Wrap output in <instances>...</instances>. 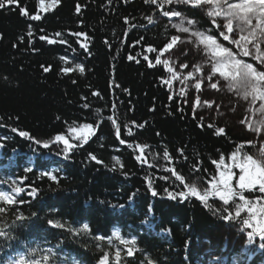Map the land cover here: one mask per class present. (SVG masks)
<instances>
[{"label":"trees","instance_id":"trees-1","mask_svg":"<svg viewBox=\"0 0 264 264\" xmlns=\"http://www.w3.org/2000/svg\"><path fill=\"white\" fill-rule=\"evenodd\" d=\"M38 4L39 0H13L0 10V181H4L0 191L11 194L10 186L21 187L17 200L25 201L0 218V227L12 224L17 211L28 218L14 228L19 240L8 242L11 247L0 251V259L31 246L52 248L57 264H72L73 260L97 264L104 252L117 249L122 251L124 264H147L148 259L153 264H200L194 252L200 240L214 242L220 229L228 225L243 229L242 225L214 216L195 198L183 203L179 198L168 199L163 189L174 188V177L166 169L187 176L190 168L198 167L208 186L224 168L217 169L213 160L218 163L223 155L225 164H231L229 157L238 146L243 144V150L254 155L256 144L249 143L243 131L207 123L164 83L171 74L163 64L167 52L161 54L160 50L176 32L172 27L175 19L164 17L163 11L173 5L160 8L145 0H60L55 9L42 12ZM21 7L27 16L21 14ZM173 7L186 19L198 21L197 29L213 27L206 15L209 10ZM32 15L40 19L31 20ZM149 16L154 21L151 24ZM215 35L219 37V32ZM50 39L54 43L49 44ZM82 43L88 45V52L80 47ZM149 47L156 51L148 52ZM130 55L134 59L129 60ZM157 56L160 64H156ZM77 64L84 68L83 74ZM44 67L49 68L47 73ZM63 68L73 71L63 73ZM85 123L93 125L94 135L81 146L70 129ZM218 128L224 132L217 135ZM20 131L32 139L21 137ZM80 131L87 132L78 130L76 135ZM56 135H65L77 145L68 159L61 151L63 144L50 143L44 148L35 142H48ZM89 154L102 163L97 164ZM42 172H51L57 181L46 176L40 179ZM162 176L170 180L160 179ZM237 179V175L233 177L234 188ZM148 180L155 182L157 197L148 191ZM32 187L38 189L35 196L28 195ZM244 195L257 209L264 206V194ZM212 202L221 203L218 199ZM49 220L73 228L87 223L90 234L73 236L65 229L50 227ZM117 228L125 239H136L139 251L134 257H126L118 242L107 243ZM97 236L104 240L94 239Z\"/></svg>","mask_w":264,"mask_h":264},{"label":"snow or ice","instance_id":"snow-or-ice-1","mask_svg":"<svg viewBox=\"0 0 264 264\" xmlns=\"http://www.w3.org/2000/svg\"><path fill=\"white\" fill-rule=\"evenodd\" d=\"M145 2L157 5L160 8H163L165 4L190 5L194 8H203L204 5H211V10H209L206 15L212 19L213 27L206 31L197 29L195 26L198 21L186 19L181 11L175 10L174 8L172 10H164L163 16L179 18L180 23L173 24L172 27L179 33H191V36L195 38L193 42L195 43L198 41L200 45H203V50L209 57L205 63H210V72L205 70L202 65H195L194 71L196 73H202L203 77L210 82L215 79L216 82L210 83L212 89L218 88V84L221 83L222 78V81L225 82L224 87H226L229 92L235 90L236 94L244 100H248L250 97L252 104L261 101L259 111L261 115H264V0H238V2H233V0H145ZM12 3L13 0H0V10L7 8ZM59 4L60 0H49L47 4L44 0H39L38 7L42 12H49L55 9ZM19 10L21 14L28 15L23 7ZM80 11L81 8L78 5L76 7V12L79 13ZM30 19L35 21L40 19V17L38 15H32ZM147 19L149 24L154 22L151 16L147 17ZM216 32H219V37L215 35ZM29 35H31V32H29ZM56 35L60 36L61 34L56 33ZM75 35L79 36L82 35V33H76ZM220 37H222V41H227L229 44L234 45L235 48L233 49L225 46L223 42L220 41ZM40 39L43 40L45 37L41 36ZM178 41H181L180 36L172 35L171 42L165 44L164 48L160 50L161 54L172 49ZM48 43L52 44L54 41L50 39ZM13 47H15V45H13ZM80 47L84 49L85 52H88L87 44L82 43ZM73 51H75V49H73ZM147 51L154 52L156 49L149 47ZM89 55H91L90 52ZM137 55H139V53H137ZM243 57H251L256 61V66H254L253 63L246 62ZM128 59L132 60L134 58L130 55ZM144 60H148V56H144ZM137 63H139V61H137ZM160 63V56H157L156 64ZM163 64L171 74V79L165 80L164 83L171 88V81L178 78L177 72L174 71L173 68L167 67L169 64L167 59L163 60ZM148 66L153 67L151 63H149ZM181 67H187V65H181ZM76 69L83 74L84 68L80 64L76 65ZM43 71L47 73L49 68L44 67ZM61 71L63 73H69L72 72L73 69L63 68ZM188 78H193V71H189L187 77L180 80L181 84H185ZM201 78L202 77H195L196 82L194 87L197 91L201 89ZM73 83H75V81H73ZM181 93H183V89H181ZM171 98L172 97H170V99ZM83 107L87 108L88 105L85 104ZM193 111L195 112L194 105ZM109 119H111V117H109ZM113 123H115V121H113ZM241 123H243V121H241ZM209 127H211V125H209ZM83 129H86L87 132L84 133L80 131V134L76 135L78 130ZM12 131L16 132L17 129L13 128ZM251 131L258 135L261 134L262 131H264V119L260 120L257 126L252 127ZM70 132L73 134V139L78 140L82 146L94 135V128L92 124L85 123L78 127H72ZM223 132V128H218L216 130L217 135ZM18 134L21 137L32 139L27 132L20 131ZM116 134L119 138V129ZM129 135H131V133H129ZM157 135H159V133H157ZM261 139L264 140V135L261 136ZM35 142L42 144L44 148H48L50 143L63 144L61 151L65 159H68L70 151L77 147V145L70 143L65 135H56L53 140L48 142ZM124 142L123 139L120 140L121 144H124ZM243 149L244 145L241 144L232 152L229 157L231 164H225L223 155L220 156L218 163L215 160L212 161L213 164H216L217 169H220L222 165L224 168L222 171H219L218 179L214 177V182L210 181L208 186L204 185V178L198 174L201 171L198 167L190 168V174L187 176L181 174L176 169H166V171L171 173V177H174V181H171L174 188L170 190L165 187L163 192L168 199L177 200L179 198V202L181 203L195 198L205 209L212 212L214 216L219 215V218L224 221H236L242 225L244 230L251 229V231L247 233L248 244H252L254 239L258 237L262 242L260 248L264 249V206L257 209L253 201L247 199L244 195L245 192L252 193L257 191L264 194V145H261L256 155L249 154ZM141 151H143V148H141ZM179 151L180 154L183 155V149ZM89 155L90 159L96 161L97 164L102 163L95 155ZM163 155L166 159L170 158L167 150L164 151ZM140 159L141 157L138 156L137 160ZM113 160L117 165L121 164L118 158L113 157ZM121 167H123V165H121ZM233 169H239L235 188L232 183L234 175ZM25 171L31 172L32 169L26 168ZM45 176L50 181H57V177L51 172H42L39 178L43 179ZM160 179L169 181L170 177L162 176ZM176 182L179 183L176 184ZM0 183H4V181H0ZM154 183L153 180H148L147 189L151 193V196L157 197L159 192L154 187ZM180 186H183V188L175 190ZM10 187L11 194L7 191H0V218L6 217L9 209L13 206L25 202L23 200H17V196L23 192V188L18 186ZM37 191L38 189L36 187H32L28 195L35 196ZM134 195L135 193H133V196ZM215 199L221 202L219 206L212 202V200ZM151 211L152 208L150 206L149 212ZM242 213L246 215H242ZM32 215L35 216L36 213H32ZM26 219L28 218L17 211L12 224H5L3 227H0V240L3 241V243H0V251H2L5 246L11 247L8 242L19 240L18 237L14 236L13 231L17 224H22ZM48 224L54 229H65L73 236H87L90 234V226L87 223H84L79 228H73L61 221L49 220ZM94 239L103 241L104 237L97 236L94 237ZM116 242L123 246V253L128 258L134 257L136 252L139 251L136 247V239H125L118 228L112 231L111 236L107 240L109 245H115ZM56 247L59 248V244ZM0 264H57V253L54 252L52 248L41 250L28 246L15 256H10L7 259H0ZM62 264H67V262L64 261ZM72 264H78V262L73 260ZM97 264H124L122 251L117 249L114 253L104 252ZM129 264H131V262H129ZM147 264H153V262L148 259Z\"/></svg>","mask_w":264,"mask_h":264},{"label":"rangeland","instance_id":"rangeland-1","mask_svg":"<svg viewBox=\"0 0 264 264\" xmlns=\"http://www.w3.org/2000/svg\"><path fill=\"white\" fill-rule=\"evenodd\" d=\"M233 2H238V0H233ZM173 6L185 7V5L175 4ZM173 6L170 7V10L173 8L179 10ZM211 7V5H204L203 9L207 11L211 10ZM174 19L172 25L180 23L179 18ZM174 30L183 42L178 41L167 52L165 58L169 61V67L177 72L178 78L174 79L172 83L173 92L181 95L183 103L192 111L194 105L195 114L207 123H216L223 128L231 127L234 131H243L249 142L256 144L254 152L256 155L261 145H264V140L261 139L264 131L258 135L252 132L251 128L257 126L258 122L264 119V115H261L259 111L261 101L252 104L250 97L248 100H244L236 94L235 90L229 92L224 87L225 82L222 81V78L218 88L212 89L210 83L216 82V80L210 82L203 77L202 73L194 71L195 65H202L205 70L210 72V63H205L209 57L204 52L203 45H200L198 41L194 43L195 38L191 36V33L184 34L179 33L175 28ZM222 42L227 47L235 48L227 41ZM245 58L253 60L251 57ZM181 65H187V67H181ZM189 71H193V78H188L185 84H181L180 80L187 77ZM195 77H202L199 91L194 87ZM181 89H183V93H181ZM226 103H230V106H227ZM237 170L238 176L239 169ZM247 233V230L235 225H228L219 230L214 242L208 243L200 240L201 242L197 244L194 250L198 262L200 264H264V249L260 248L262 242L256 237L252 244H248ZM222 259H225L226 262L223 263Z\"/></svg>","mask_w":264,"mask_h":264},{"label":"flooded vegetation","instance_id":"flooded-vegetation-1","mask_svg":"<svg viewBox=\"0 0 264 264\" xmlns=\"http://www.w3.org/2000/svg\"><path fill=\"white\" fill-rule=\"evenodd\" d=\"M236 172H238V170L237 169H233V173L235 174Z\"/></svg>","mask_w":264,"mask_h":264}]
</instances>
